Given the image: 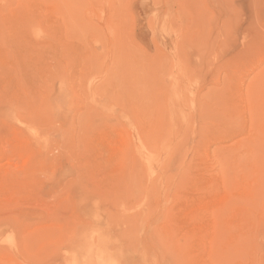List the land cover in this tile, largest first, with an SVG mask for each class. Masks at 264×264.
Segmentation results:
<instances>
[{"label":"rangeland","instance_id":"obj_1","mask_svg":"<svg viewBox=\"0 0 264 264\" xmlns=\"http://www.w3.org/2000/svg\"><path fill=\"white\" fill-rule=\"evenodd\" d=\"M0 264H264V0H0Z\"/></svg>","mask_w":264,"mask_h":264}]
</instances>
